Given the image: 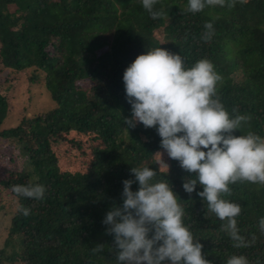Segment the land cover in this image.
Returning <instances> with one entry per match:
<instances>
[{
    "label": "trees",
    "instance_id": "trees-1",
    "mask_svg": "<svg viewBox=\"0 0 264 264\" xmlns=\"http://www.w3.org/2000/svg\"><path fill=\"white\" fill-rule=\"evenodd\" d=\"M154 11L162 15L153 19L142 0H0V71L43 70L56 104L1 129L9 104L0 91V139L21 147L16 167L0 180L17 204L0 264H117L114 238L102 221L114 203L122 204V182L135 179L130 169L136 167L152 168L157 180L170 183L185 225L212 264H227L233 255L264 264V183L237 181L222 194L242 209L236 220L248 246L234 247L222 228L226 221L196 194L203 189L184 191V180L194 174L168 157L156 130L125 123L131 106L123 82L136 57L158 47L180 54L186 67L208 59L222 78L217 96L230 117H250L233 134L264 138V0H235L234 7L206 6L198 13L188 10V0H157ZM209 22L214 34L206 40ZM160 29L163 40L155 34ZM71 132L97 143L86 172L58 166L53 142ZM37 182L46 188L43 199L12 192L13 185ZM21 206L30 214L23 215ZM16 241L18 251H6ZM97 244L103 251L93 252Z\"/></svg>",
    "mask_w": 264,
    "mask_h": 264
},
{
    "label": "clouds",
    "instance_id": "clouds-1",
    "mask_svg": "<svg viewBox=\"0 0 264 264\" xmlns=\"http://www.w3.org/2000/svg\"><path fill=\"white\" fill-rule=\"evenodd\" d=\"M157 0H142L153 19L162 15L154 11ZM229 8L235 0H188V10L198 13L206 6ZM204 38L211 39L213 24H205ZM222 78L208 59H200L186 67L180 54L162 47L136 57L124 71L123 82L131 118L125 123L134 128L142 124L155 129L161 138L160 147L190 175L183 182L189 195L206 200L208 210L221 221L234 247L248 246L239 234L236 217L239 204L222 198L230 193L229 184L237 181L264 183V138L249 131L236 136L242 123L250 117H230L217 96L216 86ZM206 150V151H205ZM156 155L161 156L162 153ZM168 170V166L164 164ZM134 180L123 183L122 204H113L102 223L106 234L113 236L117 264H212L203 254V245L195 240L184 223L185 211L178 196L165 179L149 167L131 168ZM138 183V190L132 185ZM18 197L40 200L46 188L40 183L13 185ZM23 215L30 209L21 206ZM260 228L264 231V218ZM97 244L93 252L103 251ZM227 264H249L245 256L233 255Z\"/></svg>",
    "mask_w": 264,
    "mask_h": 264
},
{
    "label": "rangeland",
    "instance_id": "rangeland-1",
    "mask_svg": "<svg viewBox=\"0 0 264 264\" xmlns=\"http://www.w3.org/2000/svg\"><path fill=\"white\" fill-rule=\"evenodd\" d=\"M11 11L15 7L10 8ZM156 37L163 40V30L155 32ZM47 73L36 66L21 70L3 68L0 71V91L6 96L9 104L7 117L1 129L17 126L23 117H33L46 113L55 107L50 92L46 87ZM26 138V137H25ZM26 140H29L26 138ZM13 139H0V180L7 176V169H13L19 157L20 146ZM97 145L91 136L71 132L66 138L60 137L53 149L57 155V163L63 171L86 172L91 162L93 147ZM11 193L0 187V248L8 238V227L16 212L17 204ZM19 242L9 246L6 251H18Z\"/></svg>",
    "mask_w": 264,
    "mask_h": 264
}]
</instances>
